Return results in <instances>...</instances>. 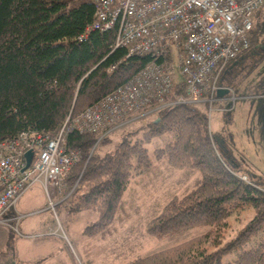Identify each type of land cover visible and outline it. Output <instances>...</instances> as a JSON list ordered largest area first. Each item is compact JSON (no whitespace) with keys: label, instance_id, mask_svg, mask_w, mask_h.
<instances>
[{"label":"trees","instance_id":"trees-1","mask_svg":"<svg viewBox=\"0 0 264 264\" xmlns=\"http://www.w3.org/2000/svg\"><path fill=\"white\" fill-rule=\"evenodd\" d=\"M258 10L247 49L227 67L261 45ZM93 13L90 0H0V141L31 130L52 137L67 119L124 84L152 59L115 47L116 25L85 32ZM232 73L223 75L224 86L233 88L244 80L246 93L264 94V70L247 81L244 76L251 73L242 78ZM182 94L183 81L173 79L170 97ZM158 111L156 121L120 130L102 154L98 147L116 130L98 141L97 133L67 130L63 148L79 152L65 179V195L76 184L66 200L67 217L92 211L94 229H108L131 178L152 167L143 143L171 133V140L153 149L154 160L175 170H194L198 177L146 224V233L164 239L190 229L205 231L128 264H264V186L221 157L209 133L206 105L174 104ZM228 115L222 112V119L228 121ZM139 130L141 135H135ZM243 212L248 220L232 239L222 242L228 219ZM227 255L232 259L222 263Z\"/></svg>","mask_w":264,"mask_h":264},{"label":"built area","instance_id":"built-area-1","mask_svg":"<svg viewBox=\"0 0 264 264\" xmlns=\"http://www.w3.org/2000/svg\"><path fill=\"white\" fill-rule=\"evenodd\" d=\"M90 1L94 13L85 32L116 25L115 47L125 48L127 55H150L152 59L124 84L75 118L67 119L52 137L31 130L0 141V227L14 235L24 218L15 212V204L32 186L41 187L47 200L45 208L51 213L58 204L66 205L75 188L76 184L63 194L65 179L79 159L78 150L62 146L69 128L97 133L98 141L133 115L174 104H204L211 111L223 97L232 102V89L222 85L221 75L227 63L247 49L253 14L264 5V0ZM172 65L184 88V94L173 98ZM218 90L225 91L224 96L219 97ZM27 152L32 156L25 167ZM47 235L53 236L54 232Z\"/></svg>","mask_w":264,"mask_h":264},{"label":"rangeland","instance_id":"rangeland-1","mask_svg":"<svg viewBox=\"0 0 264 264\" xmlns=\"http://www.w3.org/2000/svg\"><path fill=\"white\" fill-rule=\"evenodd\" d=\"M257 20H259L260 27L262 25L261 32L264 33V6L260 8ZM263 33L260 40L261 45L248 51L244 55V60H236L237 65L234 71L231 70L233 72L231 76L238 74L237 76L242 78L245 74L251 73L250 76L245 75L244 78H253L263 72ZM247 59L252 63L249 69H246L249 63L248 61L247 64L245 63ZM243 63L246 66L243 67ZM172 67L173 79H181L176 66L172 65ZM249 78H246V81ZM243 84L244 80L236 87L233 84L231 89L234 100L220 106L223 110L230 112V123L222 120V111L217 107L213 105V110L208 111L206 106L209 133L221 157L225 158L232 167L256 174L255 179L264 186V95L246 93L247 91L243 90ZM153 112L156 114L152 115ZM158 112L155 110L133 115L131 119L111 130L110 132L116 130L112 134L107 133L109 139L98 147L97 152L104 153L110 144V138L115 137L120 130L132 131L156 119ZM141 131L139 130L135 135L140 136ZM171 139L172 134L165 133L143 143L152 167L146 173L131 178L121 196L115 218L108 229H94L92 225L96 221L94 212H81L67 217L65 206L58 204L52 212L55 218L48 208L47 210L45 208L38 216L24 217L25 219L23 218L24 220L18 224V234H13V238L15 241L28 240L24 242L26 245L22 244L26 251L29 247H34L35 253H44L46 257L39 264H128L136 258L149 256L202 234L205 229H190L168 238L155 239L146 233V224L158 215L170 199L189 189L198 177V173L194 170H175L167 166L164 161L154 160L153 149L163 146ZM239 179H245L241 181L246 182V177L243 175H240ZM37 187L39 186H32L30 191H26L27 193L25 192L26 194L24 193V196L20 198L28 197ZM33 205L40 206V208L41 206L47 207V200L43 198L42 201L34 202ZM31 210L23 212L27 213ZM248 218L249 216L244 212L237 217H230L228 219L229 228L223 233L222 242L232 239L244 224V220ZM237 219H241V222ZM49 231L54 232V235L48 236ZM36 233L39 234L38 238L30 239L32 234ZM31 242L34 244H27ZM231 259L232 255H227L222 258V263Z\"/></svg>","mask_w":264,"mask_h":264},{"label":"crops","instance_id":"crops-1","mask_svg":"<svg viewBox=\"0 0 264 264\" xmlns=\"http://www.w3.org/2000/svg\"><path fill=\"white\" fill-rule=\"evenodd\" d=\"M257 13L258 14L260 13V9L258 10ZM254 17H255V15H254ZM240 58H241V60H240ZM240 58L238 59L239 61L244 60V56H240ZM247 61L249 62V59L246 60V62H245L246 64L248 63ZM245 63H243V67L246 66ZM236 65H237L236 61L232 62L227 67L226 72L223 75H225L226 73L228 74L231 70L234 71L235 70L234 67ZM224 93L221 96H224ZM261 95H264V94H261ZM226 103H228V101H226L225 97H223L222 99H219L216 103H214V106L217 108H220V106H222V104H226ZM226 111H228V110H226ZM222 112H224V111H222ZM228 113H229L228 121L227 120L224 121L222 119L226 123L231 122L230 112H228ZM221 118H222V114H221ZM233 168L243 170L241 168L234 167V166H233ZM243 171L248 172V174L252 175L254 178H257V175L252 173L251 171H248V170H243ZM40 188L41 187L39 186L35 190L31 191V193L29 194L28 197L21 199L24 196L23 195L21 198H19L15 204V208H14L15 212L22 214L25 218H26V216H29V218H30L31 216L33 217V216H38L39 214H41V212H43V210L45 209V206L44 207L41 206V208H40V206L33 205L34 202L38 203V202L42 201L43 198L45 199L44 194ZM29 191H30V189H29ZM29 197H30V200H28ZM30 209H32L30 212H27V213L23 212V211L30 210ZM24 219H22V220H24ZM24 232L27 233L29 231H24ZM38 235L39 234L36 233V234H32L31 238L29 236H26V237H29L30 239L35 240V238H38ZM24 242H28V240L21 239V240L15 241V239L13 238V234L10 231L6 230L4 227H0V264H39L42 261V259H44L46 257L44 253L43 254L35 253L34 247H29L28 250L26 251L25 246L22 245V244L26 245V243H24ZM27 244H34V243L31 242V243H27Z\"/></svg>","mask_w":264,"mask_h":264},{"label":"water","instance_id":"water-1","mask_svg":"<svg viewBox=\"0 0 264 264\" xmlns=\"http://www.w3.org/2000/svg\"><path fill=\"white\" fill-rule=\"evenodd\" d=\"M224 92H225V91H223V90H218L217 95H218V96H221ZM156 120H157V118H156L154 121H156ZM31 156H32V153H31V152H27V153L24 155L25 167L28 166V164H29V162H30V159H31Z\"/></svg>","mask_w":264,"mask_h":264}]
</instances>
